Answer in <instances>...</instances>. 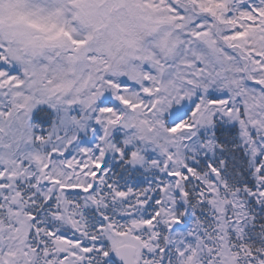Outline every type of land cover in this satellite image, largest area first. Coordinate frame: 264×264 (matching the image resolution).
Instances as JSON below:
<instances>
[{
	"label": "snow or ice",
	"instance_id": "snow-or-ice-1",
	"mask_svg": "<svg viewBox=\"0 0 264 264\" xmlns=\"http://www.w3.org/2000/svg\"><path fill=\"white\" fill-rule=\"evenodd\" d=\"M0 264H264V0H0Z\"/></svg>",
	"mask_w": 264,
	"mask_h": 264
}]
</instances>
